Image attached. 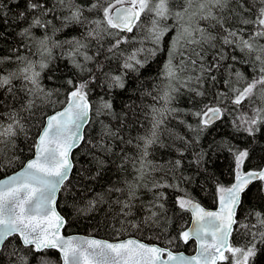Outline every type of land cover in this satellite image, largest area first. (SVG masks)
Here are the masks:
<instances>
[{"label": "snow or ice", "instance_id": "6c2138e0", "mask_svg": "<svg viewBox=\"0 0 264 264\" xmlns=\"http://www.w3.org/2000/svg\"><path fill=\"white\" fill-rule=\"evenodd\" d=\"M197 3L196 11L190 13L193 4ZM235 7H232V5ZM259 7L256 8L249 0H185L182 10L172 13L169 8V0H83L77 3L76 0H8L0 2V24L7 26L8 15L11 8H20L22 11L15 13L16 26L21 27L19 36L31 38L39 45L37 51L41 55L47 54L51 57L52 47L61 48L65 45L68 51L65 54L77 74L69 76L64 87V100L59 111L48 115L46 122L42 125V131L37 134L35 141V158L27 162L23 171L9 176L7 180L0 181V264H31V259H36L37 264H49L44 258L45 250L59 249L62 253L63 264H264V206L259 210L253 206L245 209V199L251 191V187L258 184V192L264 194V167L257 166L251 169L246 168V161L250 159L247 148H235L229 146L228 150L234 158L232 170L233 182L225 186L217 185L218 210L207 211L194 202L186 189H181L180 184L153 183L152 187L172 188L179 194L173 198V205L180 210L192 212L193 226L188 229L177 230L175 237L168 241L171 244L174 240L187 243L195 239L198 244L196 255L185 256L183 253H174L168 247H161L158 244H146L138 239L129 238L120 242L111 243L97 239H65L60 234L64 225V218L59 215L53 205L56 202L57 192L68 180L72 170L71 153L81 141H86L81 129L89 123V113L95 108L96 115L104 113L113 114L114 104L111 100L100 98L98 105L90 100L91 85L96 83L103 76L109 89L119 88L126 90L127 82L125 76L128 72H138L144 67V62L138 58V54L147 53L148 56H156L160 52L166 54V61L163 65L162 76L168 80V91L162 97L153 96V100H164L166 103L174 99L173 93H178L179 88L173 82H179L194 96L204 97L205 92L199 90L206 79L216 81L212 73L218 71L221 62L226 59L237 61V56H227L223 50L224 46L238 49L241 53L252 55L255 53V62L260 65L258 77H254L242 89H231L233 95L230 102L239 107L245 100L251 101L259 86L264 92V45L257 47L256 42L264 40V0H258ZM8 8V12L4 8ZM68 8L70 15L61 16V27L57 28L52 19L55 18L57 9ZM227 9L230 16H217L215 10ZM91 15L94 19L89 20ZM174 16L176 24L168 25L166 21ZM187 16V20L185 17ZM142 17H151L150 26L147 27L145 39L151 41V49L137 48L125 55L121 45L130 43L125 33H132L134 29L142 24ZM234 19L239 24L248 27L234 28L227 26L229 20ZM209 22L208 28L215 29L217 35H213L208 28L201 27L200 22ZM214 22V23H212ZM69 25H90L82 33L81 37H73L68 40L53 41L48 35L51 28L53 34ZM250 27V30H248ZM32 29H42L43 34L39 37L32 34ZM175 32V36L165 44L166 37ZM105 36L111 38V44L107 49L105 61H98L103 53L101 49L95 55L88 54L89 44L82 41L95 40L99 42ZM0 38H3L0 36ZM217 42L221 47L217 48ZM51 43V47H49ZM20 46L27 48L23 40ZM207 46V47H205ZM214 50V54L209 53ZM19 48L12 50V55L0 57V63L4 61H15L24 64V67L16 72L7 75L0 74V89L9 94L17 90L13 80H23L30 87H25L24 92L28 97L26 102L21 104L20 111H31L35 105V98L41 96L47 98L52 95L41 85V71L48 67L45 62L39 63L41 71H37V64L19 55ZM78 58H82V61ZM123 59L119 65L123 72L109 73L105 71V62L111 64L113 60ZM147 57H145V60ZM92 64V67L88 65ZM199 71V75H181L189 71ZM241 74L237 73L239 77ZM195 81L197 87H191ZM228 83V81H225ZM100 85L97 83V87ZM59 94V89L55 90ZM152 96L151 92L145 93ZM226 94L221 92L213 97V101L204 104L196 110H189L188 114L196 118L195 125L188 127L196 132L197 137L204 130L220 120L226 111L222 107ZM15 100V95H13ZM0 107L3 103L0 102ZM135 104L128 106V111L135 108ZM152 112L153 123L150 134L140 137L144 144L142 157H147L148 146L158 140V129L163 123V111L152 105L148 106ZM168 111H174L169 109ZM252 115L243 114L233 124L237 131L243 130L250 136L257 131L264 130V108H253ZM8 123L4 124L0 116V142L15 137L18 130H23L22 117L19 111L6 113ZM128 112L124 113L122 119H126ZM113 132L107 126H102L99 136V143L95 147L101 152H109L111 148L104 143L105 137L115 138ZM183 142L184 148L194 144L195 139ZM125 143H131L126 141ZM183 157V153H181ZM125 160L129 159L127 156ZM203 159V154H198L196 163ZM101 166L103 160L97 161ZM12 161L9 160V164ZM183 158L171 162V171L181 169ZM191 163V161L189 162ZM3 160H0V165ZM148 165L141 159L140 168L137 171L143 177ZM181 181L188 178L180 177ZM138 184H128V200L117 201L121 204L120 212L124 216L131 214L133 205L130 201L136 196ZM121 191V189H115ZM168 197L164 192L154 193V199L146 207L141 209L148 214L144 216L141 224L158 225L161 217L167 223L165 203ZM98 199L89 201L87 209L93 210ZM156 209V210H154ZM239 212H245L244 221L249 217L255 218V223L242 222L238 218ZM141 224H131L139 229ZM241 232L246 243L233 246L230 237L233 232ZM159 239V236H157ZM18 241V243H17ZM166 256V259H165ZM6 258V259H5Z\"/></svg>", "mask_w": 264, "mask_h": 264}, {"label": "trees", "instance_id": "16d2710c", "mask_svg": "<svg viewBox=\"0 0 264 264\" xmlns=\"http://www.w3.org/2000/svg\"><path fill=\"white\" fill-rule=\"evenodd\" d=\"M2 2V0H0ZM77 3L83 0H76ZM185 0H169V8L172 13L182 10ZM256 8L259 7L258 0H249ZM11 5V0H8ZM197 3H194L190 9V13L197 10ZM232 7H235L233 4ZM20 8H11L8 15L7 26L0 24V57L12 55L14 48H19V55L27 57L28 60L37 64L36 70L39 68L40 62H45L48 67L41 71V85L47 91L51 92L50 97L35 98V107L29 111H20L21 104L26 102L28 97L24 92L25 87H30L23 80H13L15 89L14 94H9L0 89V116L3 117V123L7 124L6 113L9 111H19L21 123L24 125L23 130L18 133L10 141L5 139L0 142V177L11 173L21 167L23 163L33 155L34 145L37 134L39 133L44 118L47 114L61 107L64 100V92L66 89L61 87L65 80L72 75L77 74V70L73 69L66 57L68 47L65 45L61 48L52 47L51 57L47 54L41 55V51H37L39 45L35 44L31 38H25L18 35L21 27L16 26L15 13L22 11ZM8 12V8H4ZM216 15L230 16L227 9L215 10ZM70 15L68 8L57 9L55 18L52 23L57 27H61V16ZM88 19H94L88 15ZM151 17H142V24L139 28L134 29L132 33H125L130 43L121 45V50L127 55L137 48L151 49L153 47L150 40L145 39L147 35V27L150 26ZM187 20V16L185 17ZM168 25H175L174 16H170L166 21ZM214 23V22H212ZM209 22L201 21L200 26L208 28ZM234 28L248 27L239 24L237 20L230 19L229 24ZM90 25H69L62 28L61 31L55 32L50 28L48 35L52 36L53 41H64L73 37H81L82 33ZM213 35H217L215 29L208 28ZM250 30V27L249 29ZM34 36H41L42 29H32ZM175 36V32L170 33L165 44ZM23 40L28 45L27 48L20 46ZM89 44L88 54L95 55L97 51L103 49L102 55L98 57V61H105V55H108L107 49L111 44V38L105 36L99 42L95 40L82 41ZM257 47L264 45V40L256 42ZM51 47V43L49 45ZM207 47V46H205ZM217 42V48H220ZM227 56H237V61L226 59L221 62L218 71L212 74L216 76V81L206 79L199 90L205 92L204 97L194 96L179 82H173L174 86L179 88L178 93H173L174 99L171 102L164 100H153V96L162 97L168 91L169 82L162 76L163 65L167 59L164 52L158 53L156 56H148L147 53L138 54V58L144 62V67L138 72H128L125 76L127 82L126 90L119 88L109 89L103 76L91 85L90 100L94 105H98L100 98L111 100L114 104L113 114L104 113L96 115V109L91 111L89 123L84 129L83 135L86 141L81 143L73 150L71 158L73 162L72 170L68 180L62 185L56 206L61 215L65 218L63 233H84L91 234L107 239H119L125 236H136L145 241L156 242L162 246L172 250H182L192 252L195 244L193 240L184 243L180 240H174L168 243L171 237H175L177 230L187 227L190 214L187 210H180L172 203L173 198L179 194L172 188H160L159 190L152 187L153 183L180 184L181 189H186L191 198L205 207H214L217 203V185H230L233 182L232 170L234 166V158L229 152V146L235 148H247L250 153V159L246 161V168L251 169L264 165V130L257 131L254 136H250L243 130L237 131L233 121H236L243 114L247 113L251 116L253 108H264V92L258 86L256 94L252 100H245L239 107L230 102L233 95L231 89H242L254 77L260 75L258 62H255V53L248 55L241 53L238 49H232L228 46L223 47ZM210 54H214V50L209 49ZM145 57L147 59L145 60ZM82 61V58H78ZM123 63V59L113 60L111 64L105 62V71L109 73L123 72L119 67ZM92 67V64L88 65ZM24 67V64L13 61H4L0 63V74L7 75L10 72H16ZM237 73L241 75L238 77ZM199 71H189L183 75H199ZM228 81V83H225ZM97 83L100 85L97 87ZM197 87L195 81L190 85ZM59 89V94L56 93ZM151 92L152 96L145 93ZM225 93L222 107L226 114L212 126L204 129L197 137L195 131L188 127L189 124L195 125L196 118L189 115V110H196L213 101V97L218 93ZM15 95V100L13 99ZM135 104V108L128 111V106ZM154 106L163 111V123L158 129V140L156 143L148 146L147 157H142L144 144L140 137L150 134L153 123L152 112L148 106ZM172 109L174 111H168ZM128 112L127 118L122 119L125 112ZM102 126H107L113 132L117 133L115 138L105 137L104 143L107 144L111 151L101 152L95 147L98 144ZM195 139V143L184 148L183 142ZM131 141V143H125ZM183 153V157H181ZM198 154H203V159L199 164L196 163ZM127 156L129 159L125 160ZM183 158V165L178 171H171V162L176 159ZM141 159L148 165L147 171L143 177L137 169L140 168ZM9 160L12 161L9 164ZM103 160L101 166L97 161ZM191 161V163H189ZM188 178L181 181L180 177ZM138 184L136 196L130 203L133 205L131 214L124 216L120 212L121 204L117 201L128 200V184ZM259 185L251 187L245 199V209L255 206L258 210L264 206V194L258 192ZM121 189V191H115ZM157 191L164 192L168 197L165 203L167 223L164 222L165 217H161V223L158 225H143L141 221L148 213L141 209V205L147 206L154 199V193ZM98 199V203L93 210L87 209L89 201ZM156 210V209H154ZM245 212H239L238 218L242 222L255 223L254 217H249L248 221H244ZM131 224H141L140 228H134ZM159 236V239H157ZM18 243V241H17ZM230 243L233 246H239L246 243V239L241 232L234 231L230 237ZM31 264H37L36 259L31 258ZM44 258L49 264H60L58 252L53 249L45 250ZM6 259V258H5ZM227 264V262H224Z\"/></svg>", "mask_w": 264, "mask_h": 264}, {"label": "water", "instance_id": "95a60500", "mask_svg": "<svg viewBox=\"0 0 264 264\" xmlns=\"http://www.w3.org/2000/svg\"><path fill=\"white\" fill-rule=\"evenodd\" d=\"M61 107H62V106H61ZM61 107L56 108L55 110H53L52 112H50L49 114H47V115L45 116V118H44V123L46 122V118H47L48 115H51V114H53V113L56 112V111H59V110L61 109ZM90 116H91V112L89 113V120H90ZM44 123H43V124H44ZM86 125H87V124H85V125L82 127V129H81V133H82V135H83V133H84V129H85ZM41 131H42V127H41V129H40L39 132H41ZM36 138H37V137H36ZM35 141H36V140H35ZM80 143H81V142H79V143L77 144V146H78ZM77 146H76V147H77ZM76 147H75V148H76ZM75 148H74V149H75ZM74 149H73V150H74ZM73 150H72V152H73ZM71 155H72V153H71ZM34 158H35V146H34V152H33V155H32L30 158H28V159L23 163V165H22L21 167H19L18 169H16L15 171H13V172H11V173H8V174H6V175L0 177V181L7 180L9 176L15 175L16 173H18V172H20V171H23V167L27 164V162H28L29 160H31V159H34ZM70 158H71V157H70ZM71 160H72V158H71ZM72 165H73V162H72ZM262 167H264V165H263ZM70 172H71V171H70ZM69 174H70V173H69ZM61 187H62V186H61ZM59 191H60V190H59ZM59 191L57 192L56 201H57V198H58ZM194 202L200 204L199 202H197V201H195V200H194ZM200 206H201L202 208H204L205 210H207V211H216V210H218V207H219V205H218V201H217V203H216V205H215L214 207H205V206H203L202 204H200ZM53 207L55 208L56 212H57L59 215H61L60 212H59L58 209H57L56 202H55V204L53 205ZM187 211H188L189 214H190V220H189V223H188L187 227H185L184 229H188V228H191V227L193 226L192 212L189 211V210H187ZM61 216L63 217V215H61ZM63 218H64V217H63ZM64 220H65V218H64ZM64 225H65V223H64ZM64 225H63V226L61 227V229H60V234H61L65 239H69V238H76V239H97V240H101V241H108V242H111V243H115V242H120V241H123V240H127V239H129V238H133V239L141 240L142 242H144V243H146V244H158V243H156V242H151V241H145V240H142V239H140V238H138V237H136V236H133V235L125 236V237H123V238H119V239H107V238L98 237V236L91 235V234H84V233H70V234H65V233H63ZM190 240H193V241H194V244H195L194 250H193L192 252H185V251H182V250H172V249H171V250H172L174 253H183L185 256H189V257H190V256H194V255H196V251H197V248H198V244H197V242L195 241V239H190ZM158 245L161 246V247H165V246H162V245H160V244H158ZM53 250H56V251L58 252V255H59V258H60V264H63L62 253L59 251V249H53ZM165 259H166V256H165Z\"/></svg>", "mask_w": 264, "mask_h": 264}]
</instances>
